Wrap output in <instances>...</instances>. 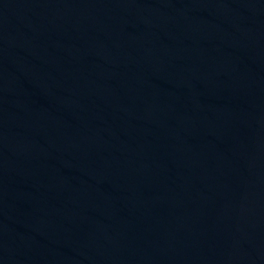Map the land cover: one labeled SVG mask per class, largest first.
<instances>
[{"label":"water","instance_id":"obj_1","mask_svg":"<svg viewBox=\"0 0 264 264\" xmlns=\"http://www.w3.org/2000/svg\"><path fill=\"white\" fill-rule=\"evenodd\" d=\"M0 264H264V0H0Z\"/></svg>","mask_w":264,"mask_h":264}]
</instances>
